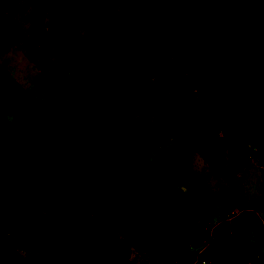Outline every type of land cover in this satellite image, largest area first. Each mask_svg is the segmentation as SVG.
<instances>
[{
  "label": "rangeland",
  "instance_id": "rangeland-1",
  "mask_svg": "<svg viewBox=\"0 0 264 264\" xmlns=\"http://www.w3.org/2000/svg\"><path fill=\"white\" fill-rule=\"evenodd\" d=\"M129 22L114 0H0V140L45 141L77 172L29 163L30 200L0 219V264H13L8 245L27 264H111L128 244L131 264H264V152L157 45L120 71L138 104L87 136L99 157L111 145L132 162V194L125 168L74 159L55 138ZM16 166L0 151V206L18 197ZM101 202L110 213L93 224Z\"/></svg>",
  "mask_w": 264,
  "mask_h": 264
},
{
  "label": "trees",
  "instance_id": "trees-1",
  "mask_svg": "<svg viewBox=\"0 0 264 264\" xmlns=\"http://www.w3.org/2000/svg\"><path fill=\"white\" fill-rule=\"evenodd\" d=\"M129 16L121 35L101 55L109 75L87 94L53 130L55 138L74 159L95 160L127 170V190L136 183L132 162L111 145H104L106 157H99L87 144L88 134L108 123L123 120L141 99V93L120 73L121 69L157 45L199 88L220 107L264 152V0H114ZM10 42H0V54ZM0 151L17 164L10 180L18 197L0 206V219L30 200L25 178L30 162L53 174L76 179V169L45 141L23 148L0 140ZM264 199V194L257 200ZM248 207V205H247ZM110 213L98 203L91 215L93 224ZM137 244L145 241L141 230ZM0 241L5 242L0 233ZM111 264H131L128 246ZM6 252L13 264H27L11 245Z\"/></svg>",
  "mask_w": 264,
  "mask_h": 264
}]
</instances>
